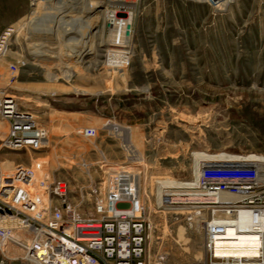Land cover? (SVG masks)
<instances>
[{
  "label": "rangeland",
  "instance_id": "374dc122",
  "mask_svg": "<svg viewBox=\"0 0 264 264\" xmlns=\"http://www.w3.org/2000/svg\"><path fill=\"white\" fill-rule=\"evenodd\" d=\"M133 12L127 47L117 46L123 19L109 29L99 18L91 26L103 32L91 41L83 23H71L66 56L59 42L53 57L45 36L40 45L30 38L29 17L15 28L11 51L0 57V86L11 83L8 66L18 62L8 92L47 140L37 151L1 152L0 164L38 169L48 194L65 182L81 218H98L105 183L128 171L119 194L133 198L139 189L136 203L153 222L151 264H202L201 234L170 225L171 214L158 208L173 187L160 181L194 179L203 161L196 152L264 156V0L218 10L200 0H141Z\"/></svg>",
  "mask_w": 264,
  "mask_h": 264
},
{
  "label": "built area",
  "instance_id": "2783aa9c",
  "mask_svg": "<svg viewBox=\"0 0 264 264\" xmlns=\"http://www.w3.org/2000/svg\"><path fill=\"white\" fill-rule=\"evenodd\" d=\"M56 1L28 0L27 17L40 3ZM76 1L93 6L89 0ZM92 1L110 29L115 22L133 17L141 0ZM200 1L218 10L234 0ZM14 32L9 27L0 34V57L11 51ZM17 63L8 66L11 83L16 81ZM10 84L0 86V153L40 150L47 132L8 92ZM82 134L93 137L96 131L85 128ZM130 174L118 171L107 180L96 205L98 218H81L68 202L65 182L51 184L49 203L42 207L31 187L32 172L22 164L8 171L0 165V264H151L148 241L153 222L144 205L138 201L137 207L118 208L122 213L114 206ZM157 204L171 214L170 225L184 224L201 234L202 264H264V171L255 162L202 161L194 179L166 188ZM245 236L256 238L253 255L218 254V250L230 249L226 242ZM15 250L22 253L16 255Z\"/></svg>",
  "mask_w": 264,
  "mask_h": 264
},
{
  "label": "bare ground",
  "instance_id": "6f19581e",
  "mask_svg": "<svg viewBox=\"0 0 264 264\" xmlns=\"http://www.w3.org/2000/svg\"><path fill=\"white\" fill-rule=\"evenodd\" d=\"M91 2V5H87L84 3H80L76 0H57L55 3H49V2H42L40 3L38 9L33 12L27 22L25 23L27 30L34 25V22L36 19L40 20H47L48 18H53L54 25L57 28V37L59 46L61 47H68L63 49L65 56L68 54L69 46L68 44L63 42V39H65V36L69 33L70 27L72 26L71 23L73 22H80L83 23L85 27H87V36L90 38V41L93 39L94 34L103 32V29H99L98 26H91V24L95 21H99V18L101 17L99 11L95 9V2L92 0H89ZM106 4H111V2L107 1ZM108 16V15H107ZM109 17V16H108ZM132 16L130 15L128 18L123 19V26L121 31V41L118 43V47H127V42L130 37L129 29L132 22ZM107 19V18H106ZM110 19V17H109ZM96 25V24H95ZM112 27H115L114 25H111ZM116 32V31H115ZM119 35V34H118ZM94 42V40H93ZM102 42L106 43L108 42L103 40ZM61 51L60 54H61ZM74 54V53H71ZM116 54V50L114 53H111L110 56H113ZM124 62V61H121ZM3 127V125H1ZM195 156L203 161H217V160H223V159H231L232 160H245L249 162H255L257 167L264 171V156L262 155H256V154H250L246 156H240V155H229L226 153H219V154H208L204 152H196ZM197 160V161H198ZM1 165V164H0ZM3 168H6L2 165ZM10 168V167H9ZM8 170V169H7ZM32 172V179H31V187L36 193V196L38 199L41 200V202H46L48 205L49 203V195L48 191L46 192V187L48 186L47 180L43 177V175L38 171V169L31 170ZM198 173V171H197ZM198 175V174H197ZM196 175V176H197ZM168 186H180L183 185L184 182H178L173 179H165L160 181ZM124 186V185H123ZM127 186V185H126ZM126 189V188H125ZM139 190V189H138ZM137 189L135 190L134 197L133 198H123L121 197V194H119L120 197H118V200L114 202L115 209L117 213H122V210L120 211L118 208H124L129 207L131 209L133 206L137 207L136 200L139 199L140 192ZM122 193H127L126 190L122 191ZM44 204V203H43ZM135 204V205H134ZM229 236L234 235L233 230H229L228 232ZM255 237L253 236H245L241 237L237 241H229L226 242L228 245H230V249H227L224 251L218 250V254L220 255H253L255 253V250L253 246H255ZM14 250V249H11ZM22 252L19 250H15V254L19 255Z\"/></svg>",
  "mask_w": 264,
  "mask_h": 264
},
{
  "label": "crops",
  "instance_id": "0c3cea01",
  "mask_svg": "<svg viewBox=\"0 0 264 264\" xmlns=\"http://www.w3.org/2000/svg\"><path fill=\"white\" fill-rule=\"evenodd\" d=\"M29 13L28 0H0V34L9 27H18L27 18ZM50 21H43L36 19L34 25L30 30L27 31L30 38L37 44L40 45L41 39L45 36L49 43V52L53 57H57L58 53V37L57 28H54V24L46 26L42 23L49 24ZM56 30V31H55ZM37 49V47H34ZM37 58V56H34ZM4 77V74L0 75Z\"/></svg>",
  "mask_w": 264,
  "mask_h": 264
}]
</instances>
